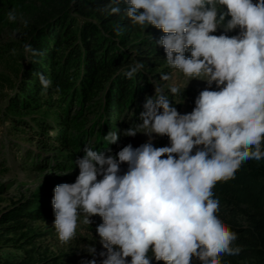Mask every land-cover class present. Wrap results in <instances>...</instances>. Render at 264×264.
I'll list each match as a JSON object with an SVG mask.
<instances>
[{
	"label": "clouds",
	"instance_id": "obj_1",
	"mask_svg": "<svg viewBox=\"0 0 264 264\" xmlns=\"http://www.w3.org/2000/svg\"><path fill=\"white\" fill-rule=\"evenodd\" d=\"M121 3L134 26L164 33L156 43L167 65L188 78L185 88L191 79L208 87L193 110L181 114L164 87L154 85L155 98L146 97L141 122L123 132L148 136L139 147L128 144L105 155L85 145L75 182L54 189L57 238L69 242L81 216L91 225L98 215L96 233L106 251L89 246L93 259L81 264H98L97 255L99 264H152L153 258L164 264H222L223 255L241 249L233 247L237 234L217 215L213 189L233 179L243 163L264 159V0H110L104 11L120 15ZM7 18L27 25L15 10ZM221 28L222 34H212ZM237 28V35L225 34ZM23 51L33 63L43 55L30 43ZM143 68L137 61L123 74L132 79ZM37 76L47 95L52 80ZM213 83L219 90H210ZM168 90L175 96L181 88L168 85ZM60 91L57 85L55 92ZM154 136H167L169 146L155 147ZM104 139L116 144L119 136L110 131ZM121 164L128 165L122 175Z\"/></svg>",
	"mask_w": 264,
	"mask_h": 264
},
{
	"label": "trees",
	"instance_id": "obj_2",
	"mask_svg": "<svg viewBox=\"0 0 264 264\" xmlns=\"http://www.w3.org/2000/svg\"><path fill=\"white\" fill-rule=\"evenodd\" d=\"M26 1L0 0V4ZM50 1L55 7L53 13L26 27L24 44L30 43L43 55L35 58L38 63L26 59L25 54L19 57L22 62L5 112L32 142L22 149L37 169L68 172L79 168L76 161L84 156L85 145L105 155H115L127 145L132 137L123 132L141 122L146 97L155 98L154 85L164 87L173 105L188 99L190 90L183 89L175 96L170 93L160 77L175 69L167 65L166 53L156 43L164 33L152 26H134L123 15V3L120 15H109L104 8L110 0ZM15 47L14 40L0 41L2 56ZM137 61L144 68L127 79L123 73ZM37 73L53 82L47 95L41 94ZM57 85L59 93L55 92ZM110 131L117 133L118 143L104 139ZM213 192L219 200L217 215L237 234L233 247L241 249L238 255H223L222 264H264V166L245 162L233 179L218 182ZM51 195L35 193L4 210L0 215V243L13 241L23 247L24 238L11 235L52 218ZM30 237L35 236H26ZM28 239L24 242L31 243ZM0 264L73 263L61 255H26ZM152 264L158 263L152 259Z\"/></svg>",
	"mask_w": 264,
	"mask_h": 264
},
{
	"label": "rangeland",
	"instance_id": "obj_3",
	"mask_svg": "<svg viewBox=\"0 0 264 264\" xmlns=\"http://www.w3.org/2000/svg\"><path fill=\"white\" fill-rule=\"evenodd\" d=\"M253 2L255 3L256 0H253ZM54 8V4L50 0H29L26 2L0 4V41L14 40L16 42V47L5 53L6 56H2L3 53L0 52V215L16 202L25 200L35 193L41 192L47 195L49 193L52 194L51 197L53 199L54 189L57 185L74 183L79 174V168L68 172L37 169V166L33 165L31 159L26 157L25 150L22 149L24 146L33 145L32 142L13 125L5 112L7 97L12 93V88L17 78V69L22 62L19 57L24 55L23 45L26 41L27 25L43 21L53 13ZM11 10H15L18 17H23L27 21V25L23 24L19 19L16 22H10L7 18V13ZM239 31L240 29L237 28L225 34L233 36L237 35ZM223 32L224 30L221 28L212 34L220 35ZM188 56L190 57V51ZM170 77V80L166 81L167 85H176L181 90H190L188 99L177 101L173 106L181 114L190 113L195 107L194 101L199 92L208 87L206 81L191 79L185 88L188 78L181 72L174 70ZM210 90L219 89L213 83ZM146 142H148V136L143 133H137L135 137L129 140L127 145L131 144L136 148ZM152 143L155 147L169 146L170 144L167 136H154ZM249 161L264 166V159ZM127 168V164H121L119 174H124ZM54 219L55 214L50 219L32 223L28 229L24 230V233L19 232L11 235L15 239L24 238L22 240L23 247L15 246L13 241H4L3 239L4 242L0 243V261H14L26 255H31L34 258L61 255L69 259L73 264H81L83 260L93 259L87 251L89 246L94 245L97 253L106 251L99 243L100 238L96 233V227L102 223L100 216L92 217L93 223L91 225L83 223V216H81L76 236L67 243H62L58 240L53 227ZM22 233L25 234L24 237H21ZM28 235H34L35 237L28 239L26 238ZM27 239L31 243L24 242ZM96 259L99 264L101 258L97 255ZM128 259L130 260V258ZM154 262L157 261L154 259ZM157 263L164 264L163 261Z\"/></svg>",
	"mask_w": 264,
	"mask_h": 264
}]
</instances>
